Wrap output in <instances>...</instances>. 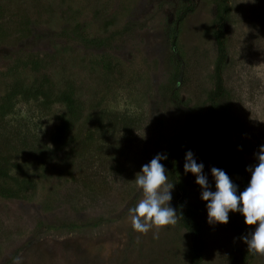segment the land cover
<instances>
[{"label":"rangeland","instance_id":"obj_1","mask_svg":"<svg viewBox=\"0 0 264 264\" xmlns=\"http://www.w3.org/2000/svg\"><path fill=\"white\" fill-rule=\"evenodd\" d=\"M12 1L29 33L0 46L1 89L43 58L34 70L69 81L81 115L63 151L28 157L34 189L0 196V264H188L173 177L202 226L199 264H264V0ZM217 65L226 113L196 134ZM65 111L18 99L14 129L52 149Z\"/></svg>","mask_w":264,"mask_h":264},{"label":"trees","instance_id":"obj_2","mask_svg":"<svg viewBox=\"0 0 264 264\" xmlns=\"http://www.w3.org/2000/svg\"><path fill=\"white\" fill-rule=\"evenodd\" d=\"M24 2L26 1L13 2L11 0L10 2V0H0V46L17 45L28 37L29 29H27L26 26L27 17L25 14H20L17 11L18 7L13 4L20 3L19 7H22L21 3ZM22 8L26 9L25 7ZM214 37L220 48L223 49V43L218 31L215 32ZM42 60L43 58H39L40 63ZM20 61V67L22 70H25L26 73L19 72L20 76L18 79L4 84V90L0 87V196L7 199H16L21 197L24 193L34 189L37 184V177L31 174L25 167L29 159L28 157H30V161H40L39 165H42L44 161L41 160L40 157L46 154V150L53 153L63 151L68 142L65 141V139L78 122L81 115L79 103L75 97L74 87L69 81L59 83L58 80L54 79L52 76L49 80L50 82H48L45 80L46 73L41 71L42 68L34 70L33 65L38 64L39 61L36 63L31 56L26 57L25 61L21 59ZM16 62L18 64L17 60ZM220 65L215 67V80L211 95L209 96L207 114L196 132H194L196 134L205 130L207 127L216 129L213 123L219 122L220 117L224 116L226 113L227 91L222 82L220 73L222 68ZM28 72H34L35 75L39 74L41 81L37 83L27 82ZM18 99L25 101L30 99H41L44 105H50L55 102L64 104L66 111L58 117V123L51 136L53 144L52 149H47L49 146L46 144L42 145L41 143H36L37 145H35L31 139L27 140L26 137L20 138L18 136L20 133L19 131L16 132V128L14 129V127L18 125L21 126L25 121L23 118L14 117L13 111ZM24 125L26 126V122ZM221 125L226 133H229L228 142L235 150L236 147L230 136V131H228L225 123H221ZM42 148H44V150H41ZM177 148L178 147L170 148L165 154L158 168L162 174H167L168 170L172 167L174 151H176ZM233 160L235 166L236 163L239 166L240 161ZM240 169L241 166H239L237 173L240 172ZM238 179H240V177ZM173 182L177 193L174 205L175 215L178 222L188 231L191 237L188 264H199L202 257L200 245L202 226L195 213L188 210L184 193L182 192L179 182H177L174 177ZM239 182L240 183L237 184L238 188L241 189L242 187L243 190L244 181H242V178Z\"/></svg>","mask_w":264,"mask_h":264}]
</instances>
